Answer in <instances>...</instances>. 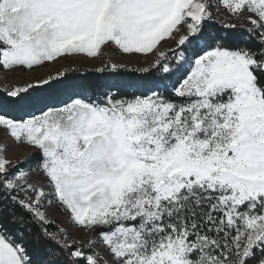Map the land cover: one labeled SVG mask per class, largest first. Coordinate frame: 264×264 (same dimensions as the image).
I'll return each mask as SVG.
<instances>
[{"label":"snow or ice","instance_id":"1","mask_svg":"<svg viewBox=\"0 0 264 264\" xmlns=\"http://www.w3.org/2000/svg\"><path fill=\"white\" fill-rule=\"evenodd\" d=\"M107 53L0 88V264H264V0H0L2 72Z\"/></svg>","mask_w":264,"mask_h":264},{"label":"rangeland","instance_id":"2","mask_svg":"<svg viewBox=\"0 0 264 264\" xmlns=\"http://www.w3.org/2000/svg\"><path fill=\"white\" fill-rule=\"evenodd\" d=\"M171 42L168 44H163L162 50L167 48ZM111 53H107L103 56H98L95 58L87 57L83 54H76L71 56H66L63 58H57L52 62H45L43 66L37 67L34 70L27 72H2L0 71V88L5 86H17L21 83H33L35 84L39 79H47L50 75L55 76L58 72L66 73L70 70H99L104 68L105 64L109 62ZM113 62H123L126 69H139L148 67L149 62L152 60V56H140L137 54L134 57H128L123 55H118L111 57ZM0 132V136H2ZM24 149H16L17 155H22L25 153ZM58 219H63L59 217Z\"/></svg>","mask_w":264,"mask_h":264},{"label":"trees","instance_id":"3","mask_svg":"<svg viewBox=\"0 0 264 264\" xmlns=\"http://www.w3.org/2000/svg\"><path fill=\"white\" fill-rule=\"evenodd\" d=\"M136 69V68H135ZM135 69L121 68L118 73H113L111 68L107 71L98 70H70L66 72V80L73 84L81 83H103L115 79L117 82L125 86L126 90L131 93L135 91L134 88L129 87L137 83L138 78L147 77L146 73L135 71ZM48 95L53 97L54 102L64 99L62 93H56L55 90H49Z\"/></svg>","mask_w":264,"mask_h":264}]
</instances>
